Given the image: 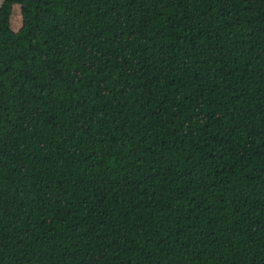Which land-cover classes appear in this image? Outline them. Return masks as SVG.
I'll return each instance as SVG.
<instances>
[{"label":"trees","instance_id":"trees-1","mask_svg":"<svg viewBox=\"0 0 264 264\" xmlns=\"http://www.w3.org/2000/svg\"><path fill=\"white\" fill-rule=\"evenodd\" d=\"M0 264H264V0H3Z\"/></svg>","mask_w":264,"mask_h":264},{"label":"rangeland","instance_id":"rangeland-1","mask_svg":"<svg viewBox=\"0 0 264 264\" xmlns=\"http://www.w3.org/2000/svg\"><path fill=\"white\" fill-rule=\"evenodd\" d=\"M2 2H3V0H0V6H1Z\"/></svg>","mask_w":264,"mask_h":264}]
</instances>
